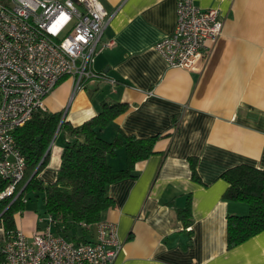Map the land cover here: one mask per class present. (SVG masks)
Returning <instances> with one entry per match:
<instances>
[{
  "label": "crops",
  "instance_id": "crops-1",
  "mask_svg": "<svg viewBox=\"0 0 264 264\" xmlns=\"http://www.w3.org/2000/svg\"><path fill=\"white\" fill-rule=\"evenodd\" d=\"M99 1L114 11L101 38L111 45L93 59V69L107 78L75 88L64 76L46 95L44 111L60 112L77 126L97 115L104 101L126 103L100 129L103 139L159 135L153 153L135 163V176L107 186L114 205L103 218L116 224L122 244L113 264H264V230L227 248V216L245 215L249 207L223 198L228 183L221 178L242 163L264 169V0H194L217 8L223 20L197 71L169 66L153 48L174 30L176 0ZM67 139L58 127L38 174L45 184L57 177ZM108 162L123 168L124 149ZM33 194L44 206V193L29 191L15 214L16 227L27 235L45 225ZM188 200V216L181 218ZM4 239L0 224V246Z\"/></svg>",
  "mask_w": 264,
  "mask_h": 264
},
{
  "label": "built area",
  "instance_id": "built-area-1",
  "mask_svg": "<svg viewBox=\"0 0 264 264\" xmlns=\"http://www.w3.org/2000/svg\"><path fill=\"white\" fill-rule=\"evenodd\" d=\"M114 11L99 0H0V177L6 182L0 198L20 194L25 156L15 139L39 110L45 97L64 76L75 88L88 79H105L93 69L102 34ZM223 20L217 8L194 0H176V24L153 48L171 67L197 71L210 46L221 35ZM111 81V80H109ZM25 202V199H22ZM27 235L19 228L5 231L0 264H113L122 244L114 222H82L86 241L55 232L52 216Z\"/></svg>",
  "mask_w": 264,
  "mask_h": 264
},
{
  "label": "trees",
  "instance_id": "trees-1",
  "mask_svg": "<svg viewBox=\"0 0 264 264\" xmlns=\"http://www.w3.org/2000/svg\"><path fill=\"white\" fill-rule=\"evenodd\" d=\"M127 108L126 103L104 101L97 115L77 126L66 122L60 112L39 110L24 126L16 129L14 136L25 156L24 176L16 193L25 186L15 199L14 195L0 198L2 228L8 231L16 227L15 214L24 209L22 199L27 192H43L45 213L55 221L53 230L77 242L88 240L90 233L80 224L103 219L104 212L114 205L107 186L135 176V163L153 153L159 137L158 134L146 138L116 134L112 140L103 139L100 129L112 124ZM58 127L66 132L68 139L55 181L45 184L38 174L46 164L48 155L43 156ZM119 148L125 151V166L113 169L108 156L114 155ZM189 164L192 176L197 177L194 157L189 158ZM221 178L228 183L223 198L245 202L249 207L245 215L227 216L226 239L230 249L264 230V169L242 163L225 170ZM5 186L6 182L0 177V192ZM189 210L188 200L179 210V216L187 217Z\"/></svg>",
  "mask_w": 264,
  "mask_h": 264
},
{
  "label": "rangeland",
  "instance_id": "rangeland-1",
  "mask_svg": "<svg viewBox=\"0 0 264 264\" xmlns=\"http://www.w3.org/2000/svg\"><path fill=\"white\" fill-rule=\"evenodd\" d=\"M25 195L23 198L25 199V202H26L27 198L25 197ZM13 199H14V197H13ZM31 201H32V203H35V206L38 207L37 212L39 211V213H41L43 215V218H44V216H46V213H45L44 206L42 204V199L39 196H36L33 194V196L31 197Z\"/></svg>",
  "mask_w": 264,
  "mask_h": 264
},
{
  "label": "water",
  "instance_id": "water-1",
  "mask_svg": "<svg viewBox=\"0 0 264 264\" xmlns=\"http://www.w3.org/2000/svg\"><path fill=\"white\" fill-rule=\"evenodd\" d=\"M47 151H48V148H47V150H46V152H45V154H44V156L43 157H45L46 156V154H47ZM42 161V160H41ZM39 166V165H38ZM38 166H37V168H38ZM37 168L34 170V172L32 173V175H31V177L36 173V171H37ZM28 182V181H27ZM26 184V183H25ZM25 186V185H24ZM24 186L22 187V189L24 188Z\"/></svg>",
  "mask_w": 264,
  "mask_h": 264
}]
</instances>
